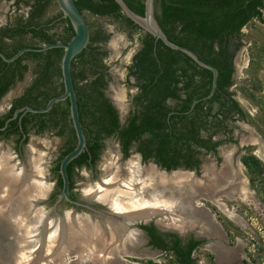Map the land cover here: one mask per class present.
<instances>
[{
  "label": "trees",
  "instance_id": "obj_1",
  "mask_svg": "<svg viewBox=\"0 0 264 264\" xmlns=\"http://www.w3.org/2000/svg\"><path fill=\"white\" fill-rule=\"evenodd\" d=\"M124 1L134 13L144 16L145 0ZM52 3H56V0H34L32 19L14 32L20 34L22 40L14 51L4 52L7 57H12L27 46L68 43L72 39L75 32L67 18L60 23L64 32L61 36L54 32L59 24L47 25L50 20L44 26L35 23V17L42 18ZM76 3L83 13L88 11L96 16L114 17L124 25L142 32L143 36L141 47L129 67V77H133L136 83L127 81L129 86L138 87L139 91L132 99L138 110L124 126H121L116 109L104 93L109 66L104 63L107 52L99 44L109 37L100 29L91 32L90 44L73 61L72 73L81 122L86 130L87 148L68 166L70 189L73 187L72 166L75 163L95 165L103 148L102 139L116 132L122 142L125 157L129 156L133 143H137L138 151L145 160L155 157L168 171L181 166L198 169L200 150L215 151L220 143L210 145L212 136L224 128L228 115L241 111L231 91L235 74L233 61L243 46V29L255 20L264 24V0H154L155 17L169 40L193 50L202 61L219 71L215 94L208 100L198 102L194 109H191L193 103L211 92V71L144 32L122 13L114 0H76ZM26 34L31 35L29 40L32 43H26ZM63 53L61 48L39 53L26 52L12 63L0 57V98L10 85L22 81L29 71L30 66L24 61L36 63L32 85L21 98L16 99L10 114L0 119V129L5 127L15 109L27 106L44 108L52 98L63 94ZM21 114L8 124L6 131H9V135L17 133L21 137L30 124L37 126L39 132L61 126L62 131L65 129L69 133V146L55 168L59 171L61 160L77 145L69 101L55 104L45 114H24L22 131L19 126ZM6 131L0 130V135ZM204 132L206 136H203ZM62 185L60 176V189ZM143 229L150 231L153 246L176 256V264H194L192 252L200 242L193 243L185 251L178 240L172 245L165 243L162 234L154 226Z\"/></svg>",
  "mask_w": 264,
  "mask_h": 264
},
{
  "label": "flooded vegetation",
  "instance_id": "obj_2",
  "mask_svg": "<svg viewBox=\"0 0 264 264\" xmlns=\"http://www.w3.org/2000/svg\"><path fill=\"white\" fill-rule=\"evenodd\" d=\"M33 5H34V0H0V52L1 53L4 54V52L14 51V49L19 44V41L22 40L21 35L18 33H14V32H16L18 29L23 27L25 24L28 23L29 20L32 19V15L34 12ZM52 5L53 3L47 7L46 12L45 14H43L44 16L42 18L35 17V20H34L35 23H38V24L40 23V25L44 26L50 20L51 22L48 23L47 25L53 26V24H60L63 19H66L63 15L56 19H54V17L47 19L46 18L47 12ZM125 27H127V29L129 30L128 35H126L127 38L129 36L130 38H132L135 33L140 32L130 26L125 25ZM100 30L103 32L104 35L109 37L108 40H106L105 42H101L99 44L101 47L105 48L107 52V55L104 58V63L109 66L108 61L112 57L118 55V47H117L118 45L116 41H114L113 33L111 31L106 30L104 27L100 28ZM91 32L93 31L91 30ZM11 35H15V36L11 37ZM26 36L28 38L26 43L27 44L32 43V41L29 40V38H31V35L26 34ZM135 44L138 48L137 50L134 51V54L131 57V63H129L124 68V70H126V73H127L126 78L123 80L122 74L120 75L119 73H116V71L113 70V68H111L110 66L106 72L107 75L105 76V79L108 83H107L106 88L104 89V93H105V96L109 99V101L113 105V107L116 109L121 126H124L128 122L129 118L133 116L138 110V108L134 106V103L132 100L139 91L138 87L129 86L127 82L128 80H130L132 84L136 83L133 77H129V67L132 64L134 55L137 53V51L141 47V39L139 43H135ZM132 45L134 46V43L130 44V46ZM237 53L233 61V64L235 67V74L233 76V80L235 79L236 72L238 71ZM260 80L263 81L262 82L263 87H262V84H259V87L257 86V88L254 86V90L256 91L258 90L257 92L261 99L259 101V105L256 106L257 110L255 111V115L250 113L253 116L254 120H252L250 116L247 114L248 108H246L247 109L246 110L235 99V97H233L239 103L241 111L236 112V113L234 112L228 115V117L225 119V122H224V128L222 130H219L216 134L212 136V139L209 142L210 145H215L216 143H220L216 147L215 151H206L204 149L200 150V154L198 155V158L200 160V165L198 169H188L185 166H181L177 168L176 170L168 171L166 168L162 166V164L156 161L155 157H151L150 159L145 160L144 156L138 151L137 143H133L132 147L129 149V156L125 157L122 142L120 140V137L118 136V132H116L112 134L111 136L105 139H102L103 148H101L100 150L99 160L95 163V165H89V164L77 165V163H75L72 166L73 168V180H72L73 187L72 189H70L71 197L73 199L88 203L90 206H92L96 210L109 211L108 210L109 208L107 207V205H104V204H101V202H98L99 199L96 198L95 196L88 197V196L83 195L80 188L77 187L76 179L82 175V172L84 170H88L92 173L94 177L98 179H102L101 176L103 172L105 171V169L98 167V163L101 160L102 156L106 153L108 143L112 141L120 149L122 159L129 158L131 156L132 148L136 146V151L139 155L140 164L143 166H147V168L139 171V172L142 171V173L145 171H149L150 169H152V171L159 173V174H161L159 170L161 171L165 170L167 172L185 170V171H190L192 173H195L197 177L198 176L204 177L203 176L204 172H207L208 174L209 173L218 174L220 172L221 173L223 172L224 182H219V184L217 185L218 187L214 188L215 194H217L219 191H223L224 189H227L226 191H229V193L227 194L228 195L227 198L229 200H231L232 198L233 199L239 198L242 201V203L251 210L252 214L257 216V219L261 222V224L264 225V90H262V88H264V79L261 78ZM121 81L124 83V85L127 88H129V95H130V102L124 108H122L123 105L119 103L118 98L113 99L109 97L111 89L113 87H117L118 83H122ZM16 84L10 85L8 91L0 98V102L4 100L5 98H7L11 93L14 92V88ZM231 91H232V88H231ZM23 94L24 92L16 96L15 99L11 101V103L6 108V111L0 117V119L10 114L11 110L14 107L16 99L21 98ZM19 109L21 108L15 109V111L12 114L13 116L7 120L5 127L1 128L0 130L6 131L10 121L16 119V117L14 118V116H15L16 111ZM23 116H24V113L21 114L20 119H19L20 131H22L21 121H22ZM50 130L52 129L49 128L43 132L50 131ZM32 132L42 133V132H39L37 126H35L34 124H30L28 128L26 129V132L21 137L17 133L9 135V131H6V133L0 135V144L3 143V146L1 147H3L4 149V151L0 149V162H2V167H4L6 164H9V162H7V159H10V164H11V165L9 164L10 167L16 170H20V171L21 170L24 171V169H26L25 173L27 172L26 173L27 175H30V176L33 175V172H31V168L34 169V165H35L34 160L36 156L28 154L29 151L27 152V149H26L27 145L29 144L31 140ZM211 132H214V130ZM203 136H206L205 132L203 133ZM26 139L27 141H25ZM7 144H13L14 149L12 148L11 150L10 148L6 147ZM63 152H61L56 157V162L54 164L55 166L54 165L50 166L52 168L50 173L55 178L54 186L49 188L48 191L46 190V192L43 193L41 198H39L38 202H35L34 204L35 207L37 206L36 207L37 209L40 208V210L43 211L44 216H45V224L44 226L41 227V232H42L41 233L42 240L40 242L41 246L39 244V250H41V252L40 254H38L40 256H38V259L35 258L33 259V261L31 260L29 264L31 263L32 264H54L55 263V262L54 263L52 262L43 263L46 260L44 257V252L46 250V245L48 242L47 235L50 233V230L52 228L49 225L50 224L49 222L51 220L55 224H57V226L59 227V231L62 233L61 240H60L61 242H59V245H58L59 247L67 246V243L65 244V242L68 239L67 235L69 231H75V233L78 232L79 228H78L77 223H83V222L90 223L91 221L92 224L90 225H93L94 223V227L96 229L99 228L100 231L103 232L102 227L100 228L99 225L105 222V220L97 212L84 208V207L74 205L65 199L61 201L60 203H57L62 189L59 188L60 173L59 171H56L55 168ZM203 155L213 156L214 158L212 159L213 162L207 163L203 161L202 159ZM131 165L132 164L130 163V165L127 168H129ZM3 169L5 170L6 168H3ZM122 170L124 172L125 168H121V170L119 171H122ZM41 175L42 174L38 176V179H37L38 181L40 180ZM171 177L172 176H170V178ZM120 179H122V177ZM41 182L44 184L42 180H40V183ZM0 183L2 185L3 181L0 180ZM3 190H4V187L1 186L0 192H2ZM1 194L2 193H0V204H1L0 209H2L3 211L4 204L2 203V201H4L5 199L2 198ZM18 195L19 193L18 194L16 193V196L15 194H12L11 197H13V199L16 201L19 198ZM249 203H251V205ZM226 207L228 208V206ZM195 208L200 211L202 210L204 212L203 214L205 215L207 214L205 209H200L197 206V204ZM191 212L194 213V211H191ZM227 214L228 216L226 214L225 215L229 220L236 222L235 221L236 217L234 216L233 218V213L228 211ZM244 214L246 216V213ZM176 215H177V218H179V220H176V221L183 222L184 220H186L184 222H189L192 214H185V217L178 216L179 213H176ZM206 216L209 217L208 214ZM245 216L244 215L238 216L239 218L238 220L240 221V224H242V227L246 226L247 224ZM169 217L166 218V221L167 220L169 221L172 215H169ZM231 218H233L234 220ZM73 220H74V223H73ZM71 222L72 224H70ZM75 222L77 223L75 224ZM216 223L217 224L214 225L215 231H216L215 232L216 234L214 233L215 235L201 234L200 228L197 226L190 227L189 229L186 230V233H181L180 231H176V232L161 231L157 228L156 220L154 218L149 222L141 221L140 223L134 224L131 227L118 226L119 227L118 228L117 226H114V229H111V230H114L116 232L115 235L109 236L108 238H105V239L103 238V240L101 241V249H100L99 254H102L103 259L101 258V255H100L99 258H97V263L104 264L106 262L105 257H107L111 253L113 248H118L119 245H121V251H119V255L117 254L118 259L116 258V261L118 264H138L134 261L135 259L141 258V257H148V256L150 257L151 253H154V254L157 253L159 255L170 254L171 257L174 258V260L176 261V256L173 253H168L167 251H164L152 245L151 243L152 237H151L150 231L143 229V227L154 226L156 230L160 234H162V237L165 240V243L172 245L174 241L178 240L180 241L181 247L185 251H187L193 243L200 242V244L196 245V247L194 248L192 252V258L194 260V264H204L205 263L201 255H199V252H202V251L203 252L207 251V253L211 255L207 259L208 261L209 260L212 261L213 264H249L250 259L247 255V248L244 242L242 240L236 239L233 236V232L229 229V227L220 225L218 222ZM115 224L117 225V223ZM68 225L70 229L68 228ZM105 230L109 231L110 230L109 226H108V229H105ZM130 235L135 237L133 239L134 243H135V240H139L138 243L137 242L135 243L136 245L133 244L134 247L133 245L128 246L127 244L130 241L129 240L131 237ZM170 235H175L176 237H173ZM62 238H63V241H62ZM62 247L59 248L61 250V251L59 250L60 253L64 251L61 249ZM127 247L128 248L130 247V249H127ZM37 249L38 247L35 249V251ZM39 250H37L36 252H38ZM36 252H35V255H36ZM68 253L64 255L62 262H58L57 264H89L90 263V262L87 263L84 260L79 261L80 256L77 253H71V255H68ZM151 261H154V260H151ZM91 264H93V262Z\"/></svg>",
  "mask_w": 264,
  "mask_h": 264
},
{
  "label": "rangeland",
  "instance_id": "obj_3",
  "mask_svg": "<svg viewBox=\"0 0 264 264\" xmlns=\"http://www.w3.org/2000/svg\"><path fill=\"white\" fill-rule=\"evenodd\" d=\"M61 13L62 12L59 9L57 3H53V5L49 8L47 12L46 18L49 19L58 16ZM84 13L92 31L95 32L100 28L104 27L106 30H109L113 33V39L118 45V55L112 57L108 61V64L111 68H113V70L116 71V73H119L120 75L122 74L124 80L127 75L126 70H124V68L129 63H131V57L133 56L134 51L138 48L135 43L140 42L143 33L138 32L135 33L132 38H130V36L127 38L126 35H128L129 30L121 21L115 19L114 17L96 16L88 11H85ZM54 32L59 36L63 35V25H57L54 29ZM242 34L243 46L241 50L237 53L238 71L236 72L232 91L234 93L235 99L245 109L248 108V110L246 109L247 114L252 120H254L253 116L250 113L255 115V111L257 110L256 106L259 105V101L261 100L257 92L258 90H254V86L256 88L257 86L259 87V84H262L263 82L260 79H264V24L258 20L252 21L248 26L243 29ZM131 43H134V46H130ZM24 63L28 64L30 66V69L25 74L23 80L17 82L14 88V92L0 102V117L4 114L6 108L9 106L11 101H13L15 97L19 94L25 92L33 83L34 68L36 66V63L29 60L24 61ZM58 82H61V80H59ZM262 90H264V88H262ZM109 97L113 99L118 98L119 103L123 105L122 108H124L130 102L129 88H127L123 82L118 83L117 87H113L111 89ZM31 134V140L27 145L26 149L27 152L29 151L28 154L36 156L34 163H37L40 166L39 175L42 174L40 176V180L44 182V184L41 182V186H44L43 189L46 192V190L48 191L49 188L53 187L55 184V178L50 173L52 169L50 166H53L55 164L56 157L68 147L70 140L69 133L65 129L64 131H62V127L59 126L50 131L42 133L32 132ZM1 146H3V143L0 144V149L4 151L3 147ZM6 147L10 148L11 150L12 148L14 149L13 144H7ZM202 159L203 161L210 163L213 162L212 159L214 158L213 156L203 155ZM7 162H9L10 164V159H7ZM132 162L135 166L133 171L136 173L135 178L137 179L140 174L139 171L143 170V168H146L147 166H143L140 164L139 155L136 151V146L132 148L131 156L129 158L122 159L120 149L115 143L110 141L108 143L106 153L102 156L101 160L98 163V167L105 169L101 176L102 179H98L94 177L90 171L84 170L82 172V175L76 179L77 187L80 188L83 195L90 197L92 195L89 193L95 191V189H98L101 186L109 188L106 185L100 184L103 181L111 179L112 176L117 174V171L121 170V168H127ZM0 164H2V162H0ZM203 176L204 177L198 176V178H201L202 180L206 181V185L201 188L202 193L205 194L200 196L198 195V197L196 198L195 196L197 195V191L199 190L196 186H194L193 183H191L193 184V186H191L189 180H187V185L191 186H189L188 188L192 189V193H195H190L192 195L190 202L193 206L192 208L194 211L193 214H195L194 216H196L198 213H201L195 208L196 204L200 209H208L210 213L214 215L215 221L217 220L216 222H218L220 225L229 227V229L233 232V236L236 239L242 240L244 242L247 248V255L250 259L249 264H264V225L261 224V222L257 219V216L252 214L251 210L246 205H244L239 198H232L231 200H229L227 198V194L229 193V191H226L227 189L219 191L217 194L213 192L214 189H211V182L215 185H213L215 188L218 187L217 185L219 184V182H224L223 172H220L218 174H208L207 172H204ZM206 176L209 178H207ZM13 192L14 191H12L11 193L14 194L15 192ZM43 193L44 192H42V194ZM213 193L215 195H213ZM249 204L251 205V203ZM226 206H228L230 210ZM228 211L233 213V218L234 216L236 217V222L229 220L226 217V215L228 216ZM176 213L177 212H174V215L170 213V215H172L171 218H175L174 216H177ZM244 213H246V216ZM243 215L245 216L247 223L244 227H242V224H240V221L238 220V216ZM154 219L157 220V218ZM162 220L164 221L165 219ZM162 220L160 221V223L163 222ZM169 222H171L172 224L171 219L169 221L167 220L165 224L170 225ZM183 223L186 222H181L180 224L182 226V232L186 233V230L190 227L197 226L200 228V233L204 234V227L202 226L203 223H197V225L192 223L190 226L186 227H184L185 224ZM136 242L138 243L139 240H135V243ZM135 243L134 245H136ZM119 248L118 250L121 251V245H119ZM127 249H130V247H127ZM199 255H201L202 259L204 260V264H213L212 261H208L207 259L211 256L209 255V253H207V251L199 252ZM134 261L138 264H176L174 258H172L170 254L159 255L157 253H151L150 257H141L135 259Z\"/></svg>",
  "mask_w": 264,
  "mask_h": 264
},
{
  "label": "bare ground",
  "instance_id": "obj_4",
  "mask_svg": "<svg viewBox=\"0 0 264 264\" xmlns=\"http://www.w3.org/2000/svg\"><path fill=\"white\" fill-rule=\"evenodd\" d=\"M131 164L129 168H125L124 172L123 170L117 172L115 178H113L112 187L108 186L109 188H106L101 186L89 194L93 197L95 196L101 202L108 205L112 204L113 210L117 211L118 214L130 212L146 216V214L155 213L157 210L172 212L173 215L174 212H177L182 217H185V214H192L190 221L188 220L189 222L183 223L185 224L184 227L190 226L192 223L195 225L203 223L204 234H214L216 232L214 225L205 214L198 213L194 216L195 214L191 212L193 211V206L190 202L191 194L195 193H192V189L188 188L190 185L193 186L191 183L187 185V180H190L189 175L176 173L170 178L150 169L143 173L142 171L139 172L140 174L136 179V173L133 171L134 163L132 162ZM39 167V164L36 163L32 171L33 175L30 176L23 170L13 169L9 164H6L3 167L6 169L2 170V164H0V180L3 181L2 185L0 183V187H4V190L0 193H2V198L5 199L2 201L4 210L0 209V264H28L31 260L38 259V256H40L38 254L41 252L39 250V244L42 240L41 227L45 224V216L43 211L40 208L37 209V206L35 207L34 204L38 202L39 198L43 195L42 192L45 191L43 189L44 186H41L40 180H37L40 173ZM121 177L122 179H120ZM185 184L187 189L184 188ZM213 185L211 187L212 190L215 188V185ZM12 191L15 192H13L15 196L16 193H19V198L16 197L18 198L16 201L11 197ZM174 217L171 218L172 224L165 227L174 226L181 230V222L176 221L179 218L177 216ZM49 223L52 228L47 235L48 242L44 252V257L47 261L45 260L43 263L55 262L57 264L58 262H62L64 255L68 252V255L77 253L80 256L79 261L84 260L87 263L90 262L89 264L92 262L93 264H98L97 258L100 255L103 259L102 254H99L102 240L100 239L99 228L96 229L94 223L93 225H90L92 224L91 221L90 223H77L78 232L69 231L67 235L68 239L65 242L67 246H60L64 250L61 253L59 252L60 247L58 245L62 233L59 231L57 224L52 220ZM134 238L133 236L130 237V241H127L128 246L134 244ZM37 247L39 253L36 252L37 250L35 251ZM118 248H113L110 254L108 252L109 255L105 257L106 264H118L116 261L120 251Z\"/></svg>",
  "mask_w": 264,
  "mask_h": 264
},
{
  "label": "water",
  "instance_id": "obj_5",
  "mask_svg": "<svg viewBox=\"0 0 264 264\" xmlns=\"http://www.w3.org/2000/svg\"><path fill=\"white\" fill-rule=\"evenodd\" d=\"M114 1L119 5V7L122 10V13L128 19H130L134 24H136L139 28H141L144 32L155 37L157 40L162 41L168 48L184 53L185 55L189 56L198 66L212 72L213 81H212V89H211L210 94L200 100L195 101L191 109H194V107L196 106L198 102L203 101V100L204 101L208 100L215 94L217 87H218V77H219L218 69L214 67L213 65L202 61L193 50L187 47L178 45L172 42L171 40H169V38L164 33L158 20L155 17L154 0H145L144 16L134 13L124 0H114ZM56 3L59 9L61 10V12L63 13V16L70 21L74 29V32H75L74 36L68 43L58 42L54 44L42 45L40 47H28L27 46V47L20 49L12 57H7L5 54L0 52V57L5 62L12 63L16 61L17 59H19L20 57H22L26 52H38L39 53V52H46L48 50L57 49V48H61L64 50L62 61H61L62 81L64 85L63 94L52 98L44 108H33V107L27 106V107L17 110L14 116V118L15 117L17 118L20 113L45 114V113L50 112L55 106V104L64 102V101H69L70 117H71L73 129L76 135L77 145L71 152H69L62 159L60 163L59 173H60L63 185H62V191H61V194L59 196L57 203H60L61 201L65 199L74 205L90 209L100 214L105 220V222L99 225L100 228L102 227L103 232H101L100 229H98L101 240H103V238L105 239V238H108L109 236L115 235L116 232L114 230H111V231L105 230V229H108V226L110 229H114V226L131 227L134 224L140 223L141 221L149 222L153 218H157L156 226L161 231H171V232L180 231L181 233H184L179 228H176L174 226L165 227L166 218L169 217L170 213L164 210H157L155 213H150L149 215L146 214V216L139 215L136 213H130V212L118 214L117 211L113 210L112 204L108 205L98 200V202H101V204L107 205V207L109 208L108 209L109 211H100V210H96L95 208H93L86 202H82V201L73 199L71 197L70 179L68 175V165L72 161L77 159L87 148V138L85 134V129L81 122L80 110H79V104H78V95H77V91H76V87H75L74 79H73V73H72V64H73L74 59L79 54H81L90 44L91 29H90L89 22L85 16V13H83L79 9L76 3V0H56ZM1 169L4 170L3 167ZM143 169H145V167ZM33 170L34 169L31 168V172ZM25 171L26 169H24V172ZM159 172L162 175H165L166 177H170L172 175H175L176 173H182L185 175H189L190 176L189 182H192L194 186H196L197 189L199 190L197 191L198 193L195 196V198L198 197V195L200 196V195L205 194V193H202L201 188H203L206 185V181L202 180L201 178H198L195 173L193 174L190 171H183V170H177L173 172L159 170ZM115 176L116 174L112 176L111 179L107 181H103L100 185H106V186L112 187L113 182H114L113 178H115ZM110 183L111 185H109ZM184 188H186V184L184 185ZM198 211L201 213H204L203 211H200V210ZM205 211L207 212L209 216V217L206 216L209 219V221L213 225H216L217 223L214 220V215H212V213H210L208 209H205ZM178 216H182V215L179 213ZM162 219H165V220L163 221ZM161 220L163 221L162 223H160ZM115 223H117V225ZM169 223L171 225V222Z\"/></svg>",
  "mask_w": 264,
  "mask_h": 264
}]
</instances>
